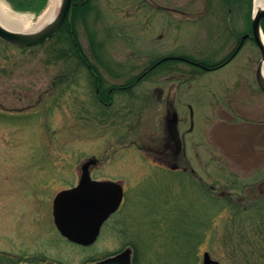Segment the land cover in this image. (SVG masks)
<instances>
[{
	"label": "rangeland",
	"instance_id": "1",
	"mask_svg": "<svg viewBox=\"0 0 264 264\" xmlns=\"http://www.w3.org/2000/svg\"><path fill=\"white\" fill-rule=\"evenodd\" d=\"M20 1L2 3L30 22L49 2L36 12L16 9ZM77 1L85 6L43 44L0 41V264L5 252L25 260L42 250L50 261L91 264V254L67 252L59 240L56 252L51 240L55 195L77 184L92 159L91 178L124 191L93 256L116 249L123 229L145 264H202L206 252L220 264H264V93L255 43L247 40L216 71L162 62L138 80L166 56L215 65L249 30L253 0ZM128 85L132 95L95 103L96 88L106 97ZM167 99L183 154L163 166L154 153L167 141ZM172 164L178 171H168Z\"/></svg>",
	"mask_w": 264,
	"mask_h": 264
},
{
	"label": "water",
	"instance_id": "2",
	"mask_svg": "<svg viewBox=\"0 0 264 264\" xmlns=\"http://www.w3.org/2000/svg\"><path fill=\"white\" fill-rule=\"evenodd\" d=\"M71 5L72 0H61L55 17L35 32H15L0 25V41L15 48H30L46 42L59 31ZM263 18L264 8L252 13L251 36L260 53L255 79L259 89L264 93V36L261 29ZM88 164L82 167L83 172ZM122 198L123 190L119 183L94 181L84 172L76 187L61 191L55 196L54 225L69 241L84 246L90 245L98 237L103 222L118 209ZM119 260L107 259L97 264H129L125 254L120 256ZM202 264L220 263L212 260L206 252L203 254Z\"/></svg>",
	"mask_w": 264,
	"mask_h": 264
},
{
	"label": "flooded vegetation",
	"instance_id": "3",
	"mask_svg": "<svg viewBox=\"0 0 264 264\" xmlns=\"http://www.w3.org/2000/svg\"><path fill=\"white\" fill-rule=\"evenodd\" d=\"M81 3H84L81 2ZM79 4V2L77 0H72V8L71 10L77 5ZM228 30L232 31V28H228ZM251 41L253 42L252 36H251V23H250V27L249 30L246 33H243L239 36L238 41H236L235 45L233 47H231V50L229 51L228 55H225L222 59H219L218 62H216L215 65L212 66H205V64L203 65L202 62H198V61H194V60H190L185 56H166L163 59H160L156 62L153 63V65L149 66L148 68H146L145 70H143L140 73V78L141 79L145 74H147L148 72H151L152 70H154L156 67H158L162 62L166 63H173V62H180L183 63L185 65H189L191 67L197 68L200 71L203 72H211V71H216L220 68H223L225 66H227L239 53V51L242 49L244 43L246 41ZM82 62H84L87 66V68L92 71L91 74L94 76V72L91 69V65L87 64L85 61L82 60ZM172 71V68H171ZM99 78H97L98 81ZM132 85H128V86H121V87H115V88H109L106 91L107 96L104 97L103 96V92L101 90H99V88H96L95 92L98 96V98L96 97L97 101L95 100V103H98L99 105L105 106V107H109L112 104V100L113 97L115 95H119V94H131L132 90H128L129 88H131ZM158 92V98H160L161 96V90H154V94ZM165 112H164V116H163V120H164V130H165V138L167 139V141L165 140V142L163 143V146L160 150L156 151L154 153V156L159 160L160 165H166L167 164V160L169 159H174L178 160V158L176 157V155H180L183 154L182 152V144L180 142V139L178 137L177 131L172 132L175 129L176 124L178 123V116L177 113L173 110L172 108V103L170 100H166L165 102ZM173 120V122H172ZM193 128V121H192V113L191 110H189V128L188 131H191ZM170 131V132H169ZM89 164L88 166H85V173L88 175V177L90 179V168L95 166L97 164V161L94 159L89 160L88 161ZM166 170V169H165ZM168 171H178V165L177 164H172L170 165V168L168 169ZM83 169L81 170V175L79 177V179L81 178L82 174L84 173ZM184 173V172H183ZM78 179V181H79ZM95 180V179H92ZM78 184V182H77ZM77 184H75L74 186H76ZM72 186V187H74ZM70 187V188H72ZM124 201V191H123V198L122 201L120 203L119 208L121 207L122 203ZM117 209L116 212H114L113 214H111L102 224L100 231H99V235L96 238V240L87 246L84 245H80V244H76L74 242L69 241L68 239H66L65 237L61 236L58 231L55 234L56 236L51 240V245L56 247L55 251L57 252V240L62 241L64 244H66L68 247L66 249L67 252L70 251H74V252H87L88 254H91L90 256H88V259H91L92 262L91 264H97L101 261L107 260V259H114V260H119V257L122 255H126L129 264H145L146 259L145 257H142V255L140 256V250L141 248L138 246V242H134L132 239H128L127 235L125 234L124 230L122 229L121 232H119L118 234H115L114 236L119 237L121 239V243H119V245L117 246L116 249L114 250H105V252H111V253H107L105 256H97V253L93 256V252H95L96 250L93 248L95 245H97L98 241L100 240V236L102 233V230L104 228V226H106L109 221L111 220V218L120 210ZM103 234V233H102ZM75 247V248H74ZM2 253V252H1ZM1 255V254H0ZM5 264H21L23 261H26L25 264H65V262L61 259H55L50 261L46 256H45V251L42 250L41 252H36V255H34L33 257H29V259H25L24 257L18 256L16 257V259H14V256H12L11 254H8V252H5ZM23 258V261L21 262V259ZM1 260H3L2 258H0ZM120 262V260H119Z\"/></svg>",
	"mask_w": 264,
	"mask_h": 264
},
{
	"label": "bare ground",
	"instance_id": "4",
	"mask_svg": "<svg viewBox=\"0 0 264 264\" xmlns=\"http://www.w3.org/2000/svg\"><path fill=\"white\" fill-rule=\"evenodd\" d=\"M60 2L61 0H49L47 7L37 17L36 21L30 22L29 20L11 13L4 7L2 0H0V25L15 32H35L48 24L55 17ZM263 8L264 0H253V13Z\"/></svg>",
	"mask_w": 264,
	"mask_h": 264
},
{
	"label": "trees",
	"instance_id": "5",
	"mask_svg": "<svg viewBox=\"0 0 264 264\" xmlns=\"http://www.w3.org/2000/svg\"><path fill=\"white\" fill-rule=\"evenodd\" d=\"M12 2V0H9ZM46 1L47 0H38L37 3L34 2V0H21L20 2H18L17 5H15V8L18 9V10H32V11H36V12H39L40 10H42L46 4ZM85 4L84 3H79L77 4L71 11H70V14H75V11L78 10L79 8H82L84 7ZM73 14V15H74ZM68 20L65 21V23L63 24V26L61 27V29L59 30V32L61 31H65V29L67 28V22ZM261 28H262V31H263V34H264V18L261 22ZM69 29V28H68ZM70 29L72 30V28L70 27ZM58 32V33H59ZM75 46H76V42H75ZM221 200V199H219Z\"/></svg>",
	"mask_w": 264,
	"mask_h": 264
}]
</instances>
